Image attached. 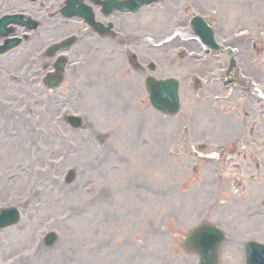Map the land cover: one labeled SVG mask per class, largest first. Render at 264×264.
<instances>
[{"label":"rangeland","instance_id":"1","mask_svg":"<svg viewBox=\"0 0 264 264\" xmlns=\"http://www.w3.org/2000/svg\"><path fill=\"white\" fill-rule=\"evenodd\" d=\"M214 2L219 7L220 2ZM203 8L202 4H195V11L201 12L199 9L203 10ZM180 9L183 11L181 7ZM202 12L207 13L206 10ZM153 13L159 15L158 20H162L167 25L165 16L161 15L159 10ZM183 13H191V11L185 12L184 10ZM183 13L180 15L182 16ZM148 18L149 16H146V20ZM167 26L159 30L164 33L172 32V27ZM167 51L169 50L167 49ZM78 55L82 59L83 53L79 52ZM166 56H159L156 60L157 73L160 76L174 74V72L187 76L189 72L198 69L197 67L191 68L194 66L184 62L175 70L169 65ZM135 75L139 78L141 87V92L137 91L139 101L137 108L140 107L146 112L143 122L148 123L146 124L148 130L144 132V135L147 136L146 140L151 139L147 146L151 153L150 155L148 152L146 156L147 168L140 166L139 152L133 154V161H129L127 153L120 152V155H113L111 158V164L117 163L118 165L105 164L102 169L105 171L101 175L100 171L102 170L95 164L96 157L92 156V152L95 151L92 140H96V143L102 145L104 137L92 138L91 136L89 138V135L83 133L81 137L75 138L74 135L65 133L66 137H61L60 140L57 137L56 140L52 129L54 126H52L50 145L43 150L33 147L35 152H48L41 156L37 153L32 155L31 151L9 153L8 150L16 148V144L10 142L0 133V206L13 204L24 207L20 201L27 199L24 194H28L27 191L33 188L31 180L34 173L39 179L38 192L47 191L45 197L34 195L37 201H42L43 205L34 224L26 217L31 209H37L31 208L35 202L26 207V212L23 209L24 214L21 222L26 221V223L18 227L24 230L22 234L15 231L16 227L0 231V261H4L5 264L197 263L196 256L185 251L183 239L185 233L201 221L203 215H201L200 209L202 207L189 201V190L192 189L194 183L189 185L190 172L183 157L186 147L180 146L182 142L177 137L179 124H185V119L189 117V102L187 99L184 100V109L178 117L169 118L170 121L166 119V123L160 124L155 111L146 101V94L141 84L142 75ZM138 83L139 81H137V86ZM71 84L66 85L63 92H74ZM53 95L59 99L61 94ZM73 109L75 113H81V109L76 107ZM16 117H18L16 114L7 117L9 122H4V126H2L1 119L0 127L5 130L6 126H16V119H18ZM39 126L46 132L47 125L39 124ZM150 127L157 130L155 140ZM196 127L197 131H202L198 126ZM29 128L27 131L33 136ZM84 128V130L88 128L87 124L86 126L84 124ZM18 131L14 127V133L10 134L9 138L13 141L20 139L15 138L19 134ZM208 131L213 138H216L217 134L222 131V127L214 125ZM199 134L200 132H197L195 137L198 138ZM192 137L194 138V136ZM35 139L34 144L36 145L38 140ZM195 140L197 141V139ZM23 141L25 145L26 143L31 144L26 138ZM82 146L87 147L84 152H80ZM176 150L177 152H175ZM13 153L14 155L10 156ZM48 156L53 162L67 161L62 169L60 165L56 167L61 171L55 172L53 177L42 171L47 170L49 173L46 166L34 163L35 159L41 161L43 157L47 158ZM68 158H70V163ZM124 168H128L126 173H124ZM242 168L240 173L246 176L254 172L246 160H243ZM72 169L79 171L81 178L74 184H68L65 177L67 172ZM16 177L23 187L17 193L12 188ZM255 181L264 189V179L255 178ZM128 182L131 183L130 186H128ZM137 185L139 192L129 190L131 187L136 188ZM79 186H81V191L78 192ZM60 187H63L64 191L62 197L58 199ZM93 187L95 188L93 189ZM233 189L231 188V190ZM262 195L264 196V193ZM108 196L109 198H107ZM232 196H230V203L227 206V214L231 213L236 222L231 224L233 227H227L226 224L229 221L226 218L221 223L232 234L236 233V241L240 243L246 237H253L257 235L256 233L264 230L257 228L256 224L248 226L249 221L241 220L237 212H234L235 209H242L246 206L255 207L261 205V202L246 201L243 203L237 199L231 201ZM28 200L31 201V199ZM97 200H100V203H95ZM137 202L141 205H138ZM65 213L69 215L64 223L65 219L62 217L67 215ZM207 216H209L208 213ZM216 220L218 218L213 221ZM51 231L58 234L57 241L51 246L43 244L44 248L35 251L38 255L33 257L31 249H37L33 242L37 238H43ZM26 234L31 238L26 245H23L21 242ZM228 244L226 243L224 247L222 264H242V255L233 247L228 248ZM113 253L114 256H112Z\"/></svg>","mask_w":264,"mask_h":264},{"label":"bare ground","instance_id":"2","mask_svg":"<svg viewBox=\"0 0 264 264\" xmlns=\"http://www.w3.org/2000/svg\"><path fill=\"white\" fill-rule=\"evenodd\" d=\"M120 62L114 61L111 69L101 66L97 67L98 70H103V72L99 75L98 79L94 80L97 85H95L96 88L88 91V111L94 115H98L99 121L96 123L99 130L109 135V138L113 137L114 140L122 146L128 145L131 138L128 133V128L131 126L132 141L136 145H141L138 140L139 119L136 116V112L129 114L126 109L128 103L135 99L134 89L131 85V80L125 78L122 71L120 72L118 67ZM93 70L94 69L85 70V73ZM117 92L121 97L117 95ZM109 101H113L115 103L114 106L110 107ZM1 106L5 107L7 111L5 114L7 115L12 105L9 100L4 102L0 97V107ZM96 132L99 133V131ZM136 151L142 156L140 164L145 167L143 159L145 153L144 149L136 147ZM134 153L135 152H132V155ZM12 188L16 193L23 188L22 184L18 182V177L15 178ZM30 238L31 237L26 234L21 244L26 245Z\"/></svg>","mask_w":264,"mask_h":264},{"label":"water","instance_id":"3","mask_svg":"<svg viewBox=\"0 0 264 264\" xmlns=\"http://www.w3.org/2000/svg\"><path fill=\"white\" fill-rule=\"evenodd\" d=\"M255 250H256V251H259V252L262 251V249H260V248H255ZM251 257H252V256H250V259H251ZM214 259H215V256H214ZM214 264H217V261H216Z\"/></svg>","mask_w":264,"mask_h":264}]
</instances>
